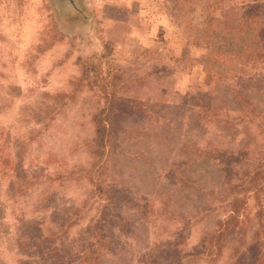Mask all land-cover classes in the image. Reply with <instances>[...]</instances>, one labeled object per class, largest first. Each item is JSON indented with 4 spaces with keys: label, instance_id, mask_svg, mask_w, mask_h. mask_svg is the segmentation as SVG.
Wrapping results in <instances>:
<instances>
[{
    "label": "rangeland",
    "instance_id": "rangeland-1",
    "mask_svg": "<svg viewBox=\"0 0 264 264\" xmlns=\"http://www.w3.org/2000/svg\"><path fill=\"white\" fill-rule=\"evenodd\" d=\"M173 3L0 0V264H82L93 223V264H264V245L249 251L257 200L239 185L264 158V62L219 67L229 41L201 39L200 10L177 24ZM99 62L116 101L89 179L102 100L80 79ZM236 92L257 119L241 120ZM207 105L220 122L199 117ZM235 191L239 223L216 240Z\"/></svg>",
    "mask_w": 264,
    "mask_h": 264
},
{
    "label": "trees",
    "instance_id": "trees-1",
    "mask_svg": "<svg viewBox=\"0 0 264 264\" xmlns=\"http://www.w3.org/2000/svg\"><path fill=\"white\" fill-rule=\"evenodd\" d=\"M253 1H256V4H261L258 9H252L250 6L249 8H244L242 0H174V12L171 15L175 18V22L180 24L186 22L192 12L200 10L204 21V28L198 31V33H201V39L205 42H210L223 37L229 41V48L213 51L216 64L219 67L230 64L231 69H234L236 65L241 67L250 65L247 67L255 68L257 64H254L253 61L257 60L256 63L259 61L264 62V0H247L246 4L250 5ZM236 61H238V64L233 63ZM217 69L219 71L218 67ZM80 80L88 89H97V96L102 100V104H98L91 114L93 137L88 144L90 163L83 171L85 176H89V179H91L105 166L106 147L110 139L106 121L109 109L113 107L116 101L117 84L115 76L111 75L109 70L103 71L101 62L87 65L83 69ZM236 95L238 106L243 107L247 101L239 92H236ZM247 103L245 104V106L247 105L245 109L249 111H244L240 114L241 120L257 119L259 117L258 113L255 112L254 108H250V105L252 107V102L249 101ZM209 116L213 119H218V121L221 120V116H217L214 113V109L207 105L199 117L207 118ZM263 124L264 119H258V126L262 130H264ZM57 177L54 179H57ZM239 185H244L245 190L252 192L257 200L255 217L258 224L252 233L253 243L249 246V251L258 254L264 245V198L260 195L264 193V158H261L260 163L247 174L245 182ZM241 205V199H239L237 192H233L228 209L230 214L226 219L219 220L218 232L213 236L214 239L220 240L222 236L232 233L235 226L239 223ZM87 228L93 240L87 244V251L84 252L80 262L82 264H93L97 259L94 256L95 252L97 249L99 251L104 247V244H102L103 239L100 237L104 231L98 229L96 223L90 224ZM213 249L214 246L208 249L210 257ZM262 253L261 251L259 254V260L261 261L264 258Z\"/></svg>",
    "mask_w": 264,
    "mask_h": 264
}]
</instances>
